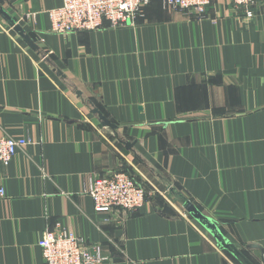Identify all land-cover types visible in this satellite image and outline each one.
Masks as SVG:
<instances>
[{
	"label": "crops",
	"instance_id": "1",
	"mask_svg": "<svg viewBox=\"0 0 264 264\" xmlns=\"http://www.w3.org/2000/svg\"><path fill=\"white\" fill-rule=\"evenodd\" d=\"M62 3L0 0V135L32 141L0 163V264H45L49 226L104 264H264V0L252 18L232 0L203 18L152 0L133 24L60 35L47 11ZM119 169L146 203L97 213L89 178Z\"/></svg>",
	"mask_w": 264,
	"mask_h": 264
},
{
	"label": "built area",
	"instance_id": "2",
	"mask_svg": "<svg viewBox=\"0 0 264 264\" xmlns=\"http://www.w3.org/2000/svg\"><path fill=\"white\" fill-rule=\"evenodd\" d=\"M60 7L47 11L51 31L71 34L78 31H94L107 21L112 27L124 26L141 16L152 0H62ZM262 0H232L235 8L248 18ZM164 8L195 12L205 17L207 7L214 0H162ZM29 138L0 135V163L9 165L20 148L31 144ZM87 194L92 198L97 213H111L116 208L124 211L139 210L144 206L148 190L137 184L131 174L122 169L108 174L92 175ZM155 192H160L156 190ZM161 193V192H160ZM0 188V196H5ZM45 264H104L109 256L101 245L90 244L73 231L48 227L39 238Z\"/></svg>",
	"mask_w": 264,
	"mask_h": 264
},
{
	"label": "water",
	"instance_id": "3",
	"mask_svg": "<svg viewBox=\"0 0 264 264\" xmlns=\"http://www.w3.org/2000/svg\"><path fill=\"white\" fill-rule=\"evenodd\" d=\"M17 30L21 31V27H16ZM94 114H98L99 120L102 123V125L111 127L112 129H116L118 126L111 122L107 116L100 111L98 108L92 109ZM187 212L195 219L199 220L205 227L206 229L210 232V234L214 235L217 241L227 250L233 251L235 254L239 255L240 252L237 251V249L233 246L232 243H230L228 240L224 238V236L221 234V231L219 230V227L217 223L215 222L212 217L207 216L204 214L196 204L191 203L190 201H187L185 203Z\"/></svg>",
	"mask_w": 264,
	"mask_h": 264
},
{
	"label": "trees",
	"instance_id": "4",
	"mask_svg": "<svg viewBox=\"0 0 264 264\" xmlns=\"http://www.w3.org/2000/svg\"><path fill=\"white\" fill-rule=\"evenodd\" d=\"M124 172H126L127 174H131L133 177H134V179H135V181L137 182V184H139L140 186H142L138 181H137V179H136V177L134 176V174H132L131 172H128V171H126V170H123ZM143 187V186H142Z\"/></svg>",
	"mask_w": 264,
	"mask_h": 264
}]
</instances>
